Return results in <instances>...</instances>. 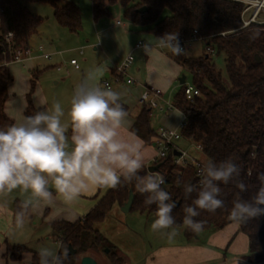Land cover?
Wrapping results in <instances>:
<instances>
[{"label":"trees","instance_id":"1","mask_svg":"<svg viewBox=\"0 0 264 264\" xmlns=\"http://www.w3.org/2000/svg\"><path fill=\"white\" fill-rule=\"evenodd\" d=\"M54 9L57 22L72 33L82 29L83 14L78 3L72 0H47ZM95 20L111 16V6L119 4L124 9L125 18L142 30L152 33L160 39L168 34L177 38H190L197 31L205 43V52L194 56L186 51L181 55H170L193 78V85L199 95L189 100L185 94V83L174 97L177 109L185 114L186 125L182 128V138L201 146V153L208 160L215 162L231 158L240 166V176L247 187L241 192L234 182L220 184L225 207L214 213L201 211L196 220L204 221L205 230L220 229L234 222L230 217L233 202L237 199L251 200L261 187L258 174L264 172V22L244 24L243 12L247 3L243 0H91ZM147 6L148 10L139 9ZM165 10L169 14L164 16ZM0 128L15 123L6 113L5 106L9 99V85L14 77L3 62L12 61L11 43L6 39L13 32L12 42L29 45L34 35L39 32L44 17L33 13L20 0H0ZM255 35V39L250 37ZM207 47L210 48L207 49ZM223 53L229 82H225L222 71L217 67L216 57ZM260 57L259 61L257 58ZM43 69L32 71L31 88L27 94L25 115H33L38 108L33 102L38 79ZM146 144L157 138V130L152 126V108L142 106L132 127ZM157 172L165 177L161 187L170 193L175 202L172 215L176 227H183L188 240L196 238L199 233L183 226L186 204L191 199L184 198V184L199 183L197 167L193 162L176 164L174 152L161 158ZM149 173L148 167L140 173ZM151 173V172H150ZM249 173H251L249 175ZM181 183L177 184V180ZM135 194L130 211L152 214L156 218V205L144 203L145 194L135 192L134 184H122L109 189L97 204L79 221L60 220L52 225L53 235L59 242L58 251L70 246L76 253L69 254L65 264H80L82 256L99 252L102 247L103 234L97 225L103 222L115 206L122 207L129 199L130 191ZM16 198L13 203L14 223L16 214L21 210V201ZM264 207V206H261ZM241 231L248 236L249 253L246 258L254 263L264 264V215L240 223ZM108 256L113 264H122L123 258L113 247L108 248ZM29 251L26 246L7 244L5 264L20 260ZM33 260L39 263L38 252Z\"/></svg>","mask_w":264,"mask_h":264},{"label":"clouds","instance_id":"2","mask_svg":"<svg viewBox=\"0 0 264 264\" xmlns=\"http://www.w3.org/2000/svg\"><path fill=\"white\" fill-rule=\"evenodd\" d=\"M158 40L173 54H183L175 34ZM144 48L148 50L150 46L144 45ZM108 63L104 61L75 85L67 109L70 137L68 126L63 122L66 111L59 101L50 107L37 105L33 115L0 128V194L16 189L30 194L21 201V210L16 214L17 227L23 226L29 213H40L57 200L70 207L93 188L115 189L122 184H134L135 192L147 194L146 205H156L152 230L169 239L177 235L176 219L172 215L177 205L161 187L165 177L150 172L140 174L145 167L143 144L138 138L123 134L122 130L131 124L121 102L124 93L97 82V75L108 71ZM240 171V166L231 158L204 162L198 185L184 184L185 200L192 198L193 193L195 197L183 208V226L199 233L205 222L194 218L201 211L214 213L225 207L220 198L221 183L234 182L241 192L246 191V184L238 179ZM257 178L261 187L256 195L251 200L233 202L230 217L234 221L245 223L264 215L261 207L264 206V172ZM180 183L178 179L177 184ZM68 255L66 247L62 252L46 246L38 250L39 264H65Z\"/></svg>","mask_w":264,"mask_h":264},{"label":"crops","instance_id":"3","mask_svg":"<svg viewBox=\"0 0 264 264\" xmlns=\"http://www.w3.org/2000/svg\"><path fill=\"white\" fill-rule=\"evenodd\" d=\"M116 24L123 25V22L117 19ZM138 30H140L138 31L139 33L131 30L126 31L125 34L130 39V43L128 44L129 49H127V52L119 62H115L116 60H114L113 56L107 54L103 62H109L108 71L104 74L103 78H99L101 79L100 82L99 79L97 82L101 86H105V81L112 79L114 83L111 84V88L124 93L121 102L128 113L127 120L130 121L131 124L130 127H126L122 130L123 134L132 139L138 138V140L142 142L145 167H149L153 165V160L157 155L155 140L150 144H146L145 141L132 130L136 117L142 108L139 98L146 86L162 90L164 97H166V90L181 74L182 67L181 64L169 54L170 50L161 45L158 38L150 32L145 35L144 33L142 34L141 29ZM143 35H145L146 38L143 37ZM35 36L42 40L43 34L40 29L31 39L30 46ZM146 39L150 41L149 44L145 42ZM140 42H143V44L138 45ZM41 43H44V41ZM40 45L44 47V50L46 49L44 44H39L37 47H34L35 54L39 53L38 48ZM96 45H94L95 50L97 49ZM144 45H149L150 49L145 50ZM188 46L189 45H187L186 52L188 51ZM158 47H160V49ZM81 50L83 51V48H81ZM136 51L140 52L142 64L140 66L137 63V68L135 70H131V67L127 70V77H133L134 82L127 83L126 79L116 81L115 66L124 61L126 54L132 53L134 55ZM79 54L81 56L84 55V51L81 53L79 50ZM39 57L42 56L28 58L25 61H10L6 63L14 80L9 85V99L6 103L5 110L7 115L14 119L15 123L21 122L26 116L27 94L31 88V73L35 68L43 69L40 63L35 64V60L40 59ZM59 65V63L54 62L51 66L57 67V69L59 67L58 70L60 71L61 67ZM73 68L76 70L82 69L81 66L79 68L74 66ZM44 70L45 69H43V72ZM43 72L41 75H43ZM64 79H66V77H62V80ZM19 80H21V83H19ZM81 80L77 82L70 80L68 83L70 84L69 89L50 91V93L45 91L43 82L39 80L33 93V102L36 107L37 105L50 107L54 101H59L61 103L66 111L63 122L68 126L69 137L71 135V121L67 115V109L70 106L73 89ZM67 82L68 81H66V83ZM55 83L59 85L61 82L59 80L55 81ZM181 114L184 118L186 117L179 109L175 112L165 114L159 109L153 108L152 126L156 130H158L161 125L179 129L182 123ZM153 120H156L157 123L155 127ZM176 144L182 150H185L187 147L184 145L182 147L179 145L178 141ZM194 157L196 156L194 155ZM108 190L109 188H93L88 193L82 194L78 201L70 207L64 204L62 200H57L52 206L45 207L40 213H29L22 227H17V224L14 223L13 203L16 198H21L23 200L29 198L30 194L20 189L13 190L10 193L0 194V264L6 263L4 255L7 244L21 245L13 242L15 231L20 230L19 233H22L24 230H27V228H31L32 236L38 238L43 236L46 237L47 234L53 235L52 225L55 222L60 220H67L70 222L79 221L97 204L99 199ZM112 210L121 211V207L115 206ZM134 229H136L135 232L137 233L141 232L137 227ZM176 231L177 235L172 239L167 238L157 231L152 232V235L150 233L148 236L152 239L154 238V240L146 245L143 255L138 259H134L131 264H260L254 263L246 258V255L249 253V239L248 236L241 231L239 222H231L220 229L202 231L196 238L190 240L186 238L183 227H176Z\"/></svg>","mask_w":264,"mask_h":264},{"label":"rangeland","instance_id":"4","mask_svg":"<svg viewBox=\"0 0 264 264\" xmlns=\"http://www.w3.org/2000/svg\"><path fill=\"white\" fill-rule=\"evenodd\" d=\"M20 1L26 4L32 12L44 17V22L40 27V31L43 34L42 40L35 36L31 42V46L34 48L39 44H44L46 49L42 53H36L35 55H51V58H45L42 56L39 57L40 59L35 60V64L40 63L41 67L45 69L43 75H40L39 80L43 82L44 89L47 93H50V91L69 89L70 84L68 83L70 80L77 82L84 78L88 73L94 72L99 64H102L103 60H105L107 54L112 55L114 60H116L115 62H119L127 52V49H129L128 44L130 43V39L126 36V31L131 30L139 33L138 31L140 30L138 29H141L142 34L144 33L147 35L148 33L147 31L145 32V30H142V27L130 23L125 18L124 9L119 4L111 6V16H104L95 20L91 0H72L79 4L83 14L82 29L79 33H72L57 22L54 17V9L47 0ZM168 14V10H165L163 13L164 16ZM117 19H120L123 22V25L116 24ZM257 22H264L263 11L257 17ZM145 35H143V37H145ZM43 41L44 43H41ZM145 42L148 44L150 43L148 39H146ZM94 45L97 46L96 50L94 49ZM188 45L189 48L187 53L190 55L199 56L205 52V43L203 40H194ZM81 48H83L84 51V55L82 56L79 54ZM158 48L160 49V47ZM139 53V51L134 53L135 61L130 68L131 70L137 68V63L140 66L142 64ZM129 54L130 53H128V55ZM128 55L126 54V57ZM73 58L78 60L79 65L82 67L81 70L73 68L74 65L71 64ZM54 62L60 64V71L58 70L59 67L57 69V67L51 66ZM3 63L7 66V62ZM216 64L222 71L225 82L228 83L229 79L226 72L225 55L223 53L216 57ZM181 67V74L166 90L167 94L164 98L171 102L174 101L175 94L179 92L182 87L179 80L181 76H186V84H193L191 72L182 65ZM62 77H66V79L62 80ZM103 77L104 74L100 75V77L97 75L96 79L98 80ZM59 80L61 83L58 85L55 81ZM100 80L101 79H99V82ZM66 81L68 82L66 83ZM113 81L114 80L112 79L110 80L111 84L114 83ZM19 83H21V80H19ZM175 111H177V109H174L172 112ZM180 117L181 122L186 121L182 114ZM156 120H153L154 127L157 126ZM178 143L182 147L183 145L185 147L187 146L185 150L188 153V156L193 157L195 155L196 158L203 163L208 160L200 150H197L195 143L186 142L182 137L178 140ZM155 219V216L152 214L140 213L136 210L127 213L122 210H112L107 218L97 225L98 229H100L103 234V241L101 250L93 253L94 258H96L99 264H113L106 251L109 247H113L123 258L122 264H131L134 259H138L143 255L146 245L154 240V238L152 239L148 235H150V233L152 235V232H154L151 228V224ZM136 227L141 232H135L136 229L134 228ZM19 231H15L13 242L26 246L29 248V251L25 252L20 260L10 261V264H39L34 262L33 254L34 252H38L41 247H51L58 251L59 242L55 236L47 234L46 237L43 236L38 238L32 236L31 228H27V230H24L22 233H19Z\"/></svg>","mask_w":264,"mask_h":264},{"label":"built area","instance_id":"5","mask_svg":"<svg viewBox=\"0 0 264 264\" xmlns=\"http://www.w3.org/2000/svg\"><path fill=\"white\" fill-rule=\"evenodd\" d=\"M247 3V7L245 8L243 12V20L244 24L242 27L249 26L252 22H257V17L259 14L263 11L264 12V0H243ZM1 21V20H0ZM13 32H9L6 35V39L8 42L11 43L12 46H10L11 54L13 56L12 61H25L28 58L36 57L35 50L30 45H25L23 43H16L12 42L13 40ZM180 46L186 51L187 45L194 41V40H202L198 36V32L195 31L190 38L181 37L178 38ZM143 42H140L138 45H142ZM207 49L210 50L209 47ZM39 53H42L44 51V47L41 45L38 48ZM83 53V51H80ZM40 56H44L45 58H51V55L49 54H41ZM134 55L130 53L124 61L120 65H116L115 70V76L116 81H121L122 79H126L127 83H133L134 79L132 77H127V70L131 67V65L134 62ZM71 64L74 65L76 68H79L80 65L78 63V60L76 58H73L71 60ZM106 86L111 87L110 80H106L104 83ZM185 87V94L189 100H193L195 96L199 95V90L193 85V84H186ZM139 102L142 106H148L150 108L159 109L165 114H169L174 109H176V106L174 102H171L170 100H166L164 98V93L162 90L146 86L143 93L141 94L139 98ZM186 125V121L182 122L179 129H173L166 127L164 125H161L157 130V138L155 140V145L157 148V155L153 160V165H156V163L161 159L168 155V152L170 150H173L174 152V162L176 164H183L187 162H193L197 167V173L199 176L200 169L203 165V162L199 160L196 157L188 156V153L186 150H182L177 146V141L182 137L181 130ZM196 148L201 151V146L196 145ZM175 150L181 151L180 155H177L175 153ZM179 161V163H178ZM200 178V176H199Z\"/></svg>","mask_w":264,"mask_h":264},{"label":"water","instance_id":"6","mask_svg":"<svg viewBox=\"0 0 264 264\" xmlns=\"http://www.w3.org/2000/svg\"><path fill=\"white\" fill-rule=\"evenodd\" d=\"M148 10L147 6H143L139 9L140 12H145ZM259 61L261 60L260 57L257 58ZM181 84H184L186 82V77L185 75H183L180 78ZM175 153L177 155L181 154V151L179 150H175ZM160 168V164H156V165H152L148 167L149 172L154 173L157 172ZM134 198H135V194L133 192V190L130 191V195H129V199L128 201L121 207V210L125 213L129 212L132 208L133 202H134ZM175 201V200H174ZM178 204V202H176V205ZM107 252L109 251V249L106 250ZM76 253V249H74L72 246H70V250H69V254H74ZM80 264H99V262L96 260V258H94L91 255H85L82 256L80 259Z\"/></svg>","mask_w":264,"mask_h":264}]
</instances>
